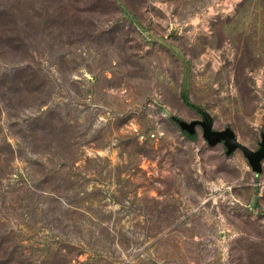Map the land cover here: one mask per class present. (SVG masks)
Returning <instances> with one entry per match:
<instances>
[{"label": "rangeland", "instance_id": "374dc122", "mask_svg": "<svg viewBox=\"0 0 264 264\" xmlns=\"http://www.w3.org/2000/svg\"><path fill=\"white\" fill-rule=\"evenodd\" d=\"M5 4L0 264H264V0Z\"/></svg>", "mask_w": 264, "mask_h": 264}, {"label": "water", "instance_id": "95a60500", "mask_svg": "<svg viewBox=\"0 0 264 264\" xmlns=\"http://www.w3.org/2000/svg\"><path fill=\"white\" fill-rule=\"evenodd\" d=\"M179 127L192 135L196 131V126L202 129V136L209 145H215L222 142L225 146V154H230L232 151L239 149L247 159L252 171L256 174L262 170V160L264 159V131L260 134V140L256 149H251L245 144L238 141L234 131L229 126L223 129H214L212 122L207 115L202 118H193L189 121L184 119H176Z\"/></svg>", "mask_w": 264, "mask_h": 264}, {"label": "trees", "instance_id": "16d2710c", "mask_svg": "<svg viewBox=\"0 0 264 264\" xmlns=\"http://www.w3.org/2000/svg\"><path fill=\"white\" fill-rule=\"evenodd\" d=\"M51 10V8H48ZM44 10V9H43ZM24 17L26 16L27 12H24L22 10ZM19 13V8H17L15 5L13 6L11 5H3L0 6V47L2 45H5V49H7L8 51H11L12 49H18L20 47H23L24 45L21 44V41L16 40L15 38H13V36L11 35L12 30H14L15 28H19L18 24L14 22V17H18ZM21 22H23L22 24H20V26H27V20L26 17L24 18V20H21ZM17 68L16 70L19 71V74H15L12 73V81L13 79H17L19 80L21 83L26 84L27 82L30 81V77H28V70L30 68L29 64H22L21 67H14V69ZM13 72V70H12ZM186 99V98H185ZM7 242V239L5 237H1L0 236V255L1 252H3V250H7V247H3L1 249V246H5ZM4 254H8L10 256V254L8 252L4 253ZM7 257V256H6ZM13 258H10L9 260H12Z\"/></svg>", "mask_w": 264, "mask_h": 264}]
</instances>
